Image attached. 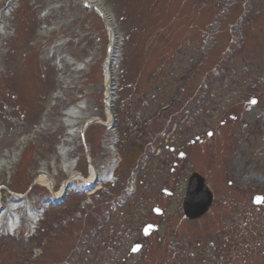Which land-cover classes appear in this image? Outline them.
Instances as JSON below:
<instances>
[{
	"label": "rangeland",
	"instance_id": "1",
	"mask_svg": "<svg viewBox=\"0 0 264 264\" xmlns=\"http://www.w3.org/2000/svg\"><path fill=\"white\" fill-rule=\"evenodd\" d=\"M100 2L113 16L120 35L118 47L114 46L120 56L114 67L119 126L113 135L95 125L87 130L85 140L103 177L114 160L106 148L111 138L120 141L116 176L99 192L73 196L64 206L50 209L38 225L24 223L20 235H1L0 264H123L125 257L130 261L125 264H212L210 242L215 232L225 233L231 214L223 213L226 207L221 203L232 190L224 177L236 168V162L230 163L231 153L240 147V162L246 157L264 171L260 157L264 154V84H253L245 76V72L256 75L264 66V0ZM12 10L0 36V158L22 136L32 137L39 125L48 124L50 130L34 135L29 152L16 158L10 172L0 173V207L17 193L38 210L50 192L35 180L42 163H53L68 136L61 121L64 112L83 102L92 116L103 115L109 34L99 17L84 10L81 0H18ZM58 42L63 45L52 55ZM88 59L92 61L85 70L77 72L76 66ZM236 74L239 77L232 82ZM58 92L63 99L55 98ZM202 96L215 97L205 117L213 116L218 124L237 114L233 123L242 122V132L236 134L238 125L233 123L215 131L203 146L192 149L179 179L172 174L173 158L169 160L165 142L185 146L197 133L195 115L188 113L187 120L181 103H190V111ZM251 96L260 99V107L252 111L244 107ZM176 98L185 99L169 106ZM164 108L172 113L165 116ZM173 116L175 120L166 121ZM144 124L152 126L144 128ZM141 132L151 135L141 140ZM163 133L168 134L162 137ZM69 146L70 159L88 174L81 138ZM258 150L263 154L256 156ZM197 168L207 174L218 194L210 214L189 222L182 202L187 179ZM48 170L52 175L53 170ZM133 172L141 174L134 177ZM247 178L262 181V174L256 171ZM66 179L65 172L57 174V190ZM130 183L137 188L126 195ZM163 189L173 196L166 197ZM158 205L164 211L159 218L164 228L148 239L139 238L145 222L154 220L151 212ZM256 211L252 219L261 220L258 235L264 234V210ZM125 223L129 235L117 228ZM256 223L251 222L250 228L255 230ZM136 241L144 243L145 249L132 256ZM231 246L220 248L223 260L217 264H264V244ZM188 256L197 260L184 259Z\"/></svg>",
	"mask_w": 264,
	"mask_h": 264
},
{
	"label": "bare ground",
	"instance_id": "2",
	"mask_svg": "<svg viewBox=\"0 0 264 264\" xmlns=\"http://www.w3.org/2000/svg\"><path fill=\"white\" fill-rule=\"evenodd\" d=\"M91 1H92V6L96 10H99V11L105 10V8L102 7V4L100 2L101 0H91ZM3 29L4 28L1 29V32H3ZM1 32H0V34H2ZM116 42H118V41H116ZM116 44H118V43H116ZM117 56L118 55H116V57ZM114 58H115V56H112L110 59L111 64H113V65L116 64V62H118ZM78 70L82 71L83 65H80ZM106 73H107V79H109L108 71ZM110 91L108 90L107 95L109 96V98H113V95H111ZM85 109H86V104L81 102L77 107H74L72 110H69L67 112V114H65L64 118L62 119V122L64 123V125H66L67 127L70 128V132L68 134L69 137L67 140H65L66 144L71 143L73 138L76 137L77 130H76L75 126L78 124L79 120L82 118L81 116H82ZM108 116H110V114H108ZM83 118L85 119L84 116H83ZM30 148H31V146L26 151V153L29 152ZM58 157H60V159H61V165L60 166H58L57 162L50 164L51 167L49 166L48 163H42V167L40 168L39 176L37 177L36 182L38 184L42 185L43 187L49 188L50 185H53L55 187V178L57 177V174H59L60 171H62V172H65L67 174V176L70 178L71 190H73L74 192L82 191V187H85V184L82 182L83 180H82L81 176L76 177V174H77L76 162H73L70 159L69 150H68L66 145L60 146L58 148L57 158ZM15 159H16L15 152L13 153V156H11L10 158H1L0 167H3L4 168L3 170H5V171H10V169L12 167H14L13 163L15 164ZM115 167H116V165H115ZM115 167L113 168V170L115 169ZM49 168H51L53 170L52 175H50V173H49V170H48ZM88 181L93 183L94 175H92V177L90 176ZM85 183H86V185L88 184L87 182H85ZM62 193H63V191L61 188V190L57 194H55V196L60 198L62 196ZM15 197H18V196H15ZM48 204L44 205L45 207H44L43 211L42 210L38 211V210H34V208H32L30 202H24V201L18 202L17 200L13 199L12 201H10V203L7 206L3 207L2 211L0 212V231L1 232L6 231L7 229H9L11 231H16L18 226L22 223V219L24 217L21 214L22 210H25V213L27 215V216L25 215L26 216L25 221L33 223V224H35V226L38 225L39 222L41 221V219L43 218V215L45 214V209L48 208Z\"/></svg>",
	"mask_w": 264,
	"mask_h": 264
},
{
	"label": "water",
	"instance_id": "3",
	"mask_svg": "<svg viewBox=\"0 0 264 264\" xmlns=\"http://www.w3.org/2000/svg\"><path fill=\"white\" fill-rule=\"evenodd\" d=\"M192 191H191V197L189 198V204H191L190 210H189V204H188V214L192 216V218H198L202 216L204 213H206L211 205V198L207 191H205V187L203 185V182L200 180L197 181V178H194V182L191 185ZM198 190H201L203 192V195H205L207 200L199 199L200 195H198ZM197 202V207L194 206V203Z\"/></svg>",
	"mask_w": 264,
	"mask_h": 264
},
{
	"label": "snow or ice",
	"instance_id": "4",
	"mask_svg": "<svg viewBox=\"0 0 264 264\" xmlns=\"http://www.w3.org/2000/svg\"><path fill=\"white\" fill-rule=\"evenodd\" d=\"M85 7H88V5L85 4ZM251 103H252L253 105H255V104L257 103V100H256V99H252V100H251ZM233 119H235V117H233ZM207 135H208L209 137H211V136L213 135V132L209 131V132L207 133ZM197 139H199V137H197ZM181 155H183V153H181ZM256 202H257V203L264 202V197H256ZM154 210H155L157 213L160 212V209H159V208H156V209H154ZM150 228H152V225H148V226L144 229L145 234H148ZM140 247H141V245L137 244V245H135L134 247H132L131 251L134 252V253H135V252H138V251L140 250Z\"/></svg>",
	"mask_w": 264,
	"mask_h": 264
}]
</instances>
